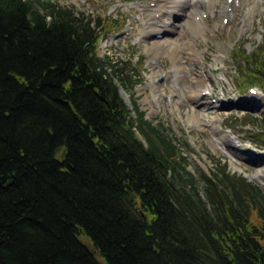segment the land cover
I'll return each mask as SVG.
<instances>
[{
    "label": "trees",
    "instance_id": "1",
    "mask_svg": "<svg viewBox=\"0 0 264 264\" xmlns=\"http://www.w3.org/2000/svg\"><path fill=\"white\" fill-rule=\"evenodd\" d=\"M114 27L57 0H0V264H264V192L226 160L199 180L130 113L113 79L133 75L98 55ZM252 53L242 91L264 87Z\"/></svg>",
    "mask_w": 264,
    "mask_h": 264
},
{
    "label": "rangeland",
    "instance_id": "2",
    "mask_svg": "<svg viewBox=\"0 0 264 264\" xmlns=\"http://www.w3.org/2000/svg\"><path fill=\"white\" fill-rule=\"evenodd\" d=\"M57 1L73 4L87 15L116 20V27L100 40L99 55L133 75L123 87L114 78L128 109L132 110L135 103L147 121L175 140L187 169L196 178L200 180L201 174L226 160L231 172L245 176L264 192V147L257 145L255 139V133L264 128V87L255 83V92H250L248 88L242 91L239 84L246 72L255 71L244 61L245 55L264 48V0L257 4L258 11L252 14L249 27L241 28V19L253 6L252 0L238 4L233 20L226 25V18L223 22L221 17L206 18L207 27L196 34L191 33L192 28L177 24L179 20L174 17L167 20L161 0ZM147 3L151 7L156 4L162 14L158 28L149 22L143 7ZM196 8L203 9L200 4ZM182 10L183 18L187 15L193 19L189 8L182 9L179 4L174 8L176 13ZM214 22L218 25L212 26ZM165 26H171L172 32L163 33ZM165 39L174 41L176 47L166 45ZM195 52L200 53V59L195 58ZM253 58L252 53L250 59ZM201 72L206 78L202 85L207 88L203 93L210 96L207 102L214 108L197 106L193 93L188 91L190 87H201L192 82V77ZM222 136L228 137L232 146L226 147Z\"/></svg>",
    "mask_w": 264,
    "mask_h": 264
},
{
    "label": "bare ground",
    "instance_id": "3",
    "mask_svg": "<svg viewBox=\"0 0 264 264\" xmlns=\"http://www.w3.org/2000/svg\"><path fill=\"white\" fill-rule=\"evenodd\" d=\"M149 1H153V0H149ZM148 1V2H149ZM164 3V14L166 15L167 20L170 21L171 18H176L179 21L177 22V24H184L187 27L192 28L191 33L196 34L199 32L204 31V28L207 27V19L211 16H216V17H221L222 21L224 18H227V23L229 20H233L235 14H236V9H237V5L238 4H243L246 3L249 0H230V2L228 3L227 0H161ZM254 2L253 6L251 8H248L246 13H245V17L241 19L242 22V26L243 27H249L251 25V18H252V14L255 11H258L257 8V4L263 0H252ZM237 2V5H236ZM181 5L182 9H188L192 10L193 13V19H190L187 17V15L183 18L182 14L185 13V11L182 10V13H176L174 12V8L177 5ZM201 5L203 7V9H200L199 11H197L196 6L197 5ZM143 7L145 8V10L148 12L149 14V22L152 25H156L153 26V28H158L160 26V22H162V14H159L158 9L156 8V4L151 7L149 6V4H145L143 5ZM174 14H176V16H173ZM203 15L205 17H203ZM195 17H198V19L196 20ZM157 18V19H156ZM207 18V19H206ZM168 21V22H169ZM226 23V24H227ZM225 24V25H226ZM218 23L214 22L212 24V26H217ZM221 27H224V24L221 23L220 24ZM209 26V25H208ZM154 30V29H153ZM151 30V31H153ZM163 33H169L172 32V28L170 27H166L163 28ZM150 31V32H151ZM156 29L153 31L155 32ZM162 31V30H161ZM166 41V45L168 46H172L173 48L176 47V43L170 39H165ZM185 46V44H184ZM184 50V47H181ZM172 51L174 52V49H172ZM195 58L198 60L200 59V53L199 52H195L194 53ZM193 79V83L194 84H199V86H201L199 89L195 90L193 89V87H190L188 89V91L193 93L192 96V100L194 102H196V105L200 106L203 109H209V108H214L213 106L210 107L211 103L207 102V98L210 96L207 95H203V92L206 88L205 85H202V83L204 82V80L206 81V78L203 77L202 72L201 74H197L196 77H192ZM155 98H157V96H154ZM187 119L190 120V117H188ZM222 143H224L226 145V147H230L232 146V141L227 137V138H223L220 137Z\"/></svg>",
    "mask_w": 264,
    "mask_h": 264
},
{
    "label": "water",
    "instance_id": "4",
    "mask_svg": "<svg viewBox=\"0 0 264 264\" xmlns=\"http://www.w3.org/2000/svg\"><path fill=\"white\" fill-rule=\"evenodd\" d=\"M124 186H125L127 189L131 190L130 187L128 186V184L125 183Z\"/></svg>",
    "mask_w": 264,
    "mask_h": 264
}]
</instances>
